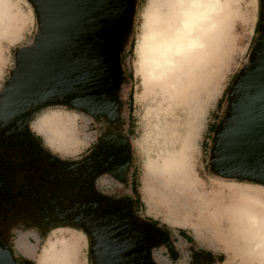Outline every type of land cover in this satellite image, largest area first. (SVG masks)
<instances>
[{
	"label": "rangeland",
	"instance_id": "1",
	"mask_svg": "<svg viewBox=\"0 0 264 264\" xmlns=\"http://www.w3.org/2000/svg\"><path fill=\"white\" fill-rule=\"evenodd\" d=\"M168 1L137 0L108 106L44 107L29 127L64 163L86 159L104 140L129 151V164L118 165L115 174L107 169L95 189L155 231L151 264H264L262 232L252 226L264 220V184L229 177L216 163L219 132L241 97L237 82L262 38L261 0H222L220 27L202 64L156 83L145 45L153 13ZM40 34L29 0H0V97L16 72L17 52L33 47ZM57 221L53 216L12 227L13 251L33 264L50 251L68 252L73 264H98L91 236Z\"/></svg>",
	"mask_w": 264,
	"mask_h": 264
},
{
	"label": "water",
	"instance_id": "2",
	"mask_svg": "<svg viewBox=\"0 0 264 264\" xmlns=\"http://www.w3.org/2000/svg\"><path fill=\"white\" fill-rule=\"evenodd\" d=\"M29 2L41 34L33 47L17 52L16 72L0 97V152L24 153L29 168L42 171L41 187L29 193L49 212L44 219L54 216L59 224L82 228L93 239L98 264H151L150 248L156 243L150 232L155 231L95 189V180L107 169L114 173L124 161L129 164V151L104 140L86 159L64 163L42 147L29 127L31 116L44 107L88 111L111 103L137 0ZM261 5L262 38L251 67L237 82L241 97L219 132L216 163L229 177L264 184V0ZM112 162L116 166L110 169ZM0 264H15L7 247H0Z\"/></svg>",
	"mask_w": 264,
	"mask_h": 264
},
{
	"label": "bare ground",
	"instance_id": "3",
	"mask_svg": "<svg viewBox=\"0 0 264 264\" xmlns=\"http://www.w3.org/2000/svg\"><path fill=\"white\" fill-rule=\"evenodd\" d=\"M222 13V0H169L164 9L157 7L145 45L151 78L156 83H169L176 71L188 75L194 64H202L215 40ZM252 226L256 232H262L264 239V220L255 221ZM73 261L68 252L50 251L41 264H73Z\"/></svg>",
	"mask_w": 264,
	"mask_h": 264
},
{
	"label": "flooded vegetation",
	"instance_id": "4",
	"mask_svg": "<svg viewBox=\"0 0 264 264\" xmlns=\"http://www.w3.org/2000/svg\"><path fill=\"white\" fill-rule=\"evenodd\" d=\"M4 164L6 168H0V247H7L12 251L15 264H33L13 251L10 237L11 228L16 227V223L44 220V216L39 212L40 206L29 193L32 189L41 187L42 171L29 168L30 164L24 153L0 152V166ZM122 166H125V161ZM115 173L117 172L114 171ZM36 212L37 215L34 216Z\"/></svg>",
	"mask_w": 264,
	"mask_h": 264
},
{
	"label": "trees",
	"instance_id": "5",
	"mask_svg": "<svg viewBox=\"0 0 264 264\" xmlns=\"http://www.w3.org/2000/svg\"><path fill=\"white\" fill-rule=\"evenodd\" d=\"M20 223H16L15 224V226H18ZM73 228H75V229H79V227H73ZM12 248H13V246H12Z\"/></svg>",
	"mask_w": 264,
	"mask_h": 264
}]
</instances>
